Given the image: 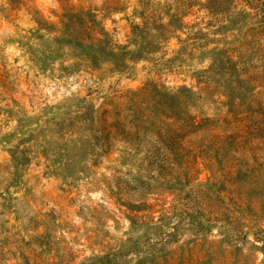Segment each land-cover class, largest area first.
I'll return each instance as SVG.
<instances>
[{"label":"rangeland","instance_id":"rangeland-1","mask_svg":"<svg viewBox=\"0 0 264 264\" xmlns=\"http://www.w3.org/2000/svg\"><path fill=\"white\" fill-rule=\"evenodd\" d=\"M0 264H264V0H0Z\"/></svg>","mask_w":264,"mask_h":264},{"label":"trees","instance_id":"trees-1","mask_svg":"<svg viewBox=\"0 0 264 264\" xmlns=\"http://www.w3.org/2000/svg\"><path fill=\"white\" fill-rule=\"evenodd\" d=\"M85 16L86 15H83V13L69 12L65 14L60 22L61 27L55 31L57 35L52 37L51 43L55 46L64 47L72 54L75 60L85 61L93 68L108 62L112 65L121 63V57L123 53L126 52V47H113L110 43L109 35L103 28H99L98 33L100 38L87 37L86 30L88 29L85 25ZM90 23L93 25L95 21L91 20ZM107 49L109 51H107ZM52 53V51L49 52V55L53 59ZM43 54H45V52H43ZM117 56H119L120 59H117ZM180 92L182 91L170 95L169 102L173 103L177 101L180 97L178 95ZM210 256L211 255H205L204 257L205 259H210Z\"/></svg>","mask_w":264,"mask_h":264}]
</instances>
